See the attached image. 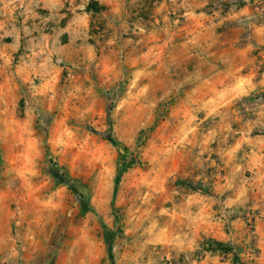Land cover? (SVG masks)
Segmentation results:
<instances>
[{"label":"rangeland","instance_id":"374dc122","mask_svg":"<svg viewBox=\"0 0 264 264\" xmlns=\"http://www.w3.org/2000/svg\"><path fill=\"white\" fill-rule=\"evenodd\" d=\"M0 264H264V0H0Z\"/></svg>","mask_w":264,"mask_h":264},{"label":"trees","instance_id":"16d2710c","mask_svg":"<svg viewBox=\"0 0 264 264\" xmlns=\"http://www.w3.org/2000/svg\"><path fill=\"white\" fill-rule=\"evenodd\" d=\"M90 9L94 10V11H99V4L97 2H92L90 4ZM127 167L126 166H119L117 168V178H116V189H115V194H116V191H117V187L120 183V179L122 177V175L125 173ZM75 190H76V193L79 195L80 199H81V204H82V207H83V213H86L88 210L86 208V204L84 203V195H85V192H84V187L82 186H79L75 184ZM202 250L205 251V252H212V253H223V254H232L234 252V248L228 244H225L223 242H220V241H217V240H213V239H208L206 240L203 244H202ZM109 252H110V257L111 259H113V256H112V251H111V248L109 249Z\"/></svg>","mask_w":264,"mask_h":264}]
</instances>
